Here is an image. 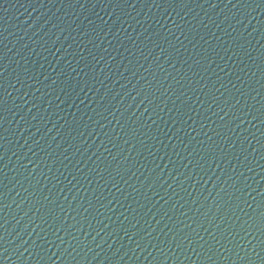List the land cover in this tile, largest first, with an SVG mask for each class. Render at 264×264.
Wrapping results in <instances>:
<instances>
[{
    "label": "water",
    "instance_id": "water-1",
    "mask_svg": "<svg viewBox=\"0 0 264 264\" xmlns=\"http://www.w3.org/2000/svg\"><path fill=\"white\" fill-rule=\"evenodd\" d=\"M0 264H264V0H0Z\"/></svg>",
    "mask_w": 264,
    "mask_h": 264
}]
</instances>
